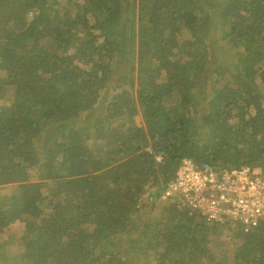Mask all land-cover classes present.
Returning a JSON list of instances; mask_svg holds the SVG:
<instances>
[{
  "label": "trees",
  "instance_id": "obj_1",
  "mask_svg": "<svg viewBox=\"0 0 264 264\" xmlns=\"http://www.w3.org/2000/svg\"><path fill=\"white\" fill-rule=\"evenodd\" d=\"M186 160L264 177V0H0V264H264Z\"/></svg>",
  "mask_w": 264,
  "mask_h": 264
},
{
  "label": "built area",
  "instance_id": "obj_2",
  "mask_svg": "<svg viewBox=\"0 0 264 264\" xmlns=\"http://www.w3.org/2000/svg\"><path fill=\"white\" fill-rule=\"evenodd\" d=\"M241 181V182H239ZM256 179L244 185L238 171L226 168L221 180L217 174L200 172L199 165L191 160H186L178 180L170 185L167 196H174L186 202L187 207L194 211H203L212 220H224V216L239 217L250 226L256 225L264 217V198L257 194L264 193V182ZM246 192L244 196L240 189ZM211 189L213 194L206 198L205 194ZM193 192L189 198L187 193ZM203 204H207L203 209ZM199 208L203 209L200 210Z\"/></svg>",
  "mask_w": 264,
  "mask_h": 264
},
{
  "label": "clouds",
  "instance_id": "obj_3",
  "mask_svg": "<svg viewBox=\"0 0 264 264\" xmlns=\"http://www.w3.org/2000/svg\"><path fill=\"white\" fill-rule=\"evenodd\" d=\"M226 168H230L232 170H235V171H238L239 173V177L241 178V180H243L244 182V185H247L248 182H251L253 180H256V179H261L262 181L261 182H264V177L262 176H259L256 174V172H254L250 167H241V168H235V167H229V166H225L223 167L219 172H216V174L218 175V178L221 180V176L223 175V171L226 169ZM241 182V181H239ZM206 194H209L210 196L213 194V192L211 191V189H209L207 191ZM262 193H259L258 196L260 198V195ZM209 196V197H210ZM257 196V197H258ZM206 205L207 204H203V209L206 208ZM187 206V205H186ZM242 220V219H241Z\"/></svg>",
  "mask_w": 264,
  "mask_h": 264
},
{
  "label": "rangeland",
  "instance_id": "obj_4",
  "mask_svg": "<svg viewBox=\"0 0 264 264\" xmlns=\"http://www.w3.org/2000/svg\"><path fill=\"white\" fill-rule=\"evenodd\" d=\"M241 190V194H242V196H244V194L245 193H250V191H245L244 189H240ZM257 196H258V194H257ZM259 197V196H258ZM260 198H264V193H262L261 195H260ZM225 232H223V233H221L220 235L222 236L223 234H224ZM17 248H19V245L17 246ZM15 252V245L14 244H12V245H10L9 246V248H8V250H7V253H9V254H13Z\"/></svg>",
  "mask_w": 264,
  "mask_h": 264
}]
</instances>
